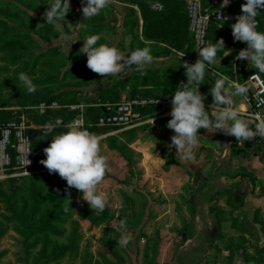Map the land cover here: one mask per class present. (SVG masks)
Masks as SVG:
<instances>
[{
	"label": "rangeland",
	"instance_id": "obj_1",
	"mask_svg": "<svg viewBox=\"0 0 264 264\" xmlns=\"http://www.w3.org/2000/svg\"><path fill=\"white\" fill-rule=\"evenodd\" d=\"M52 2L53 0H0V10L6 9L11 15V18L0 15V112L6 111L15 117L25 112L31 113L33 111L25 108L33 105L24 104V100L59 94L66 90L77 93L76 98L82 102L78 105L83 106L84 112L85 104L93 99L100 89L90 75L75 78L77 73L88 72L100 79V82L104 80V77L87 68V57L82 53L83 40L88 35L101 34L99 43H107L106 38L109 33L115 39L119 34L122 21L120 14L111 7H107L106 15L102 12L103 20L93 18L80 21L83 14L79 8V0H69L70 11L65 16V20H55L52 24H47L42 17ZM136 8L137 19H140L139 9ZM121 10L125 14L123 7ZM133 19L134 17L128 20L133 21ZM44 28L53 35L55 33L49 41L45 39L48 33L44 31ZM128 30L127 32H130ZM133 32L137 31H131ZM64 36L70 38L65 39ZM14 41L19 43L17 47L4 48V44ZM241 46L246 48L244 42ZM196 57L194 50L191 64L196 61ZM21 72L31 78L36 86L34 92L29 93L19 80ZM170 111L171 109L158 110L150 115L162 117ZM27 119L33 126V130L40 128L33 125L28 117ZM170 119L171 117H167L159 120V123L166 122L161 128L155 127L156 123L150 122L142 125L145 129L130 144V148L136 153L135 159L138 162L137 171L139 172L134 177L133 190L135 191L133 192L124 190L117 184L116 179H123L126 168L107 142L108 138H118L121 133L131 129L114 128L96 134L100 138L102 154L108 158L109 173L112 176L104 180L98 188L107 193L109 212L116 217V220L91 229L88 223L79 220L80 240L76 250L73 253H67L57 262L49 264H104L97 255L98 252L105 253L114 264H173L179 243L182 242L183 235L188 230L187 215H190L192 209L185 202L191 196V187L197 182L198 173L194 170L197 154H194L192 160H184L174 147H169L171 137L174 135V132L166 126ZM198 135L204 136L199 130ZM199 146L198 141L194 152L195 150L198 152ZM170 149L174 157L168 154ZM47 171V169H33L31 174L25 176L15 175L18 172H4L0 173V182L10 178L43 174ZM71 190H74V195L69 202L76 205L71 218L78 220L82 211L80 202L85 201L77 189ZM121 192L126 193L133 200L132 212L126 210V203ZM218 202L219 199L213 204L220 208ZM235 211H224L225 213L218 217L221 223L217 237L214 236L210 250L197 264H264V223L258 220V214L248 213L244 208ZM4 214L5 210L0 202V228L5 232L0 240V252H4L0 257V264H43L39 254L43 243L41 237L38 238L37 246L32 253L20 258L18 255L20 248L16 243L19 237L15 232V225L4 221L2 218ZM125 219L127 220L126 232L119 229L118 222ZM68 226L69 221L66 224L67 228ZM240 226L241 230H239ZM106 228H113L118 233L119 239L122 235H131L132 239L126 247L120 246L117 242L103 243V239L113 240L114 238L111 234H105ZM244 229L249 230L253 235L248 236L244 233ZM241 236L248 241L245 244V252L247 256H252L250 263L245 261V255L241 249H234ZM65 238L66 235L52 237L51 241L65 246L67 244ZM34 240L35 238H31L29 242ZM52 247L51 243L48 250ZM228 249L233 250L230 252ZM110 250L116 254L112 255Z\"/></svg>",
	"mask_w": 264,
	"mask_h": 264
},
{
	"label": "trees",
	"instance_id": "obj_2",
	"mask_svg": "<svg viewBox=\"0 0 264 264\" xmlns=\"http://www.w3.org/2000/svg\"><path fill=\"white\" fill-rule=\"evenodd\" d=\"M31 1V0H30ZM125 8L124 14V27H127L128 31L136 30L137 33L140 31V35L133 36L131 41L130 52L134 50L135 43H138L140 48L149 47L154 48L156 56L165 55L168 51L167 48L173 49L175 52L184 53L189 60L190 64L194 58L195 48L192 37L188 32V21L185 12V6L182 0H113ZM152 2H157L162 5V11L156 12L150 9L148 5ZM204 8L209 6L210 0H201ZM219 2L216 6L211 8L216 11L219 7ZM246 3V0H231L228 12L234 14H241V5ZM86 4V0H79V8ZM29 6V5H28ZM133 6L138 7L140 12V19H137L136 11L132 8ZM0 15L11 18L8 10H0ZM134 17L133 21L128 20ZM97 18L103 20L102 11L99 15H96L90 19ZM81 17L79 20H90ZM140 21L142 22L141 29L139 27ZM257 21V31L264 32V9L258 12L256 17ZM235 23H219L215 20V17H211L209 28L207 31V38L210 42L215 43L219 39H223L225 42V48L231 50L230 56H223V49L217 53V62L210 65V69L227 75L232 78V66L231 62L236 55L238 50L242 48V42L234 41L231 33V25ZM98 29V28H96ZM46 31L47 37L46 41H49L54 35ZM99 31V30H98ZM141 37L142 41H140ZM247 47L246 43H244ZM19 43L16 41L10 42L9 44H4L5 49H10L17 47ZM160 45H164L161 47ZM167 47V48H165ZM257 73L264 81V73H260L253 66L248 71H245L241 75V79L247 73ZM81 75H90L94 78V83L100 86L93 99L88 101L85 105L86 108L83 112V119L85 123H95L97 119L105 114L104 106H109L111 109L118 104L121 99L123 92L126 91L128 87V97H146V96H172L174 91L177 89L181 82H187L185 75V70L182 67H176L173 70H163V69H145L143 73L133 70L131 75L125 80H115L111 85L102 86L100 79L94 77L88 72L77 73L75 78ZM163 76V77H162ZM163 78V81H162ZM168 79V83L165 81ZM214 75L206 69L205 78L202 84L199 86V91L206 96L204 102L209 101L208 86L209 82H212ZM168 85V86H166ZM74 86V85H73ZM72 86V87H73ZM151 86V89L146 87ZM71 87V86H70ZM75 87V86H74ZM75 91L60 92L59 94L42 96L40 98H34L29 100H24V104L28 103L31 105H37L41 102H52L56 101L61 106L67 105H78L82 103L76 98ZM158 111L155 108L148 109L146 113L154 114ZM27 117L32 121L33 125L40 128L28 130L27 133L30 137L31 148L35 154L36 163L33 169L42 170L46 169L40 160L45 159L43 149L48 146L51 142L52 135L67 131L64 125L71 122L75 116L78 114L77 111H69L67 109L61 108L58 110L48 111L45 115H39L36 112L27 113ZM0 116L6 120H13L17 117L13 116L8 112H0ZM57 119H62L63 125L57 126L54 132L49 135L44 134V125L47 123L55 124ZM114 128H97L93 127L90 132L97 134L102 131L111 130ZM143 131V127L133 128L131 130L121 133L120 139L116 137H111L107 139L109 146L116 153L118 160L123 162L126 168V174L123 179H116L118 185L124 190L135 191L134 177L139 173L137 171V160L135 159V151L130 148L138 134ZM264 137L257 136L251 140L246 141L242 146L233 145L231 147V158L243 157L250 158L254 156H264ZM262 153V154H261ZM194 154H198L195 150ZM236 176L246 177L251 184H254V176L248 172L245 168L240 167L238 174L228 173V178H234ZM112 176L108 172L104 180L110 179ZM66 184V181L59 177L58 174H50L48 171L46 173L34 174L32 176L20 177V178H10L3 182H0V202L3 204L5 214L2 215L3 220L6 223H13L15 225V232L17 233L19 239H16V243L19 250V257L28 256L32 253L33 249L37 246V240L41 237L43 243L41 249L39 250L40 259L43 264L55 263L57 260L64 257L67 253H73L76 250V245L80 240L79 233V220L89 224V228L97 227L103 223H109L116 220V217L109 212V204L102 212H96L92 210L86 202L81 201V213L78 220H73L72 211L76 208L73 203L68 204L74 195V190H71ZM260 193L264 195V188H260ZM126 203V210L129 212L133 211V200L124 192H121ZM228 195L232 197V192L230 190L218 191L214 194L215 196ZM228 205L237 209L238 204L236 202L228 201ZM69 207V211L65 212L64 208ZM72 208V209H71ZM209 212L213 215L216 222V233L217 237L218 231L220 229L219 216L224 212V210L217 207L216 204H212L209 208ZM192 215V210L190 211ZM69 221L68 228L66 224ZM118 222H120L118 220ZM242 227L240 226L239 230ZM4 230L0 228V240L4 235ZM190 231L187 230V236H189ZM244 233L248 236H252V232L244 229ZM105 234H111L114 236L113 240L103 239V243H114L119 240L118 233L113 228H106ZM264 234V233H263ZM66 235L67 244L64 246L55 244L51 241L52 237H60ZM31 238H35L33 242H29ZM52 243L53 247L48 250L49 245ZM248 241L246 238L241 236L236 242L234 249H241L245 255V261L252 262V256H247L245 250V244ZM232 252L233 249H228ZM110 253L114 255L115 252L110 250ZM4 252H0V257ZM116 254V253H115ZM97 255L102 259L104 264H114L112 263L103 252H98ZM99 264V263H94Z\"/></svg>",
	"mask_w": 264,
	"mask_h": 264
},
{
	"label": "clouds",
	"instance_id": "obj_3",
	"mask_svg": "<svg viewBox=\"0 0 264 264\" xmlns=\"http://www.w3.org/2000/svg\"><path fill=\"white\" fill-rule=\"evenodd\" d=\"M111 2L112 0H86L81 9L84 19L99 15ZM229 2L230 0H222L221 6L224 8ZM262 9L264 0H246V3L241 5V14L231 25L234 41L247 45L238 52L235 59L247 60L260 73H264V32L257 31L256 17ZM69 11V0H53L42 18L47 24H52L55 20H65ZM100 40L101 34L88 35L83 40L82 53L86 54L87 68L102 77L123 78L130 70L143 73L146 66H151L154 62L151 49L147 46L137 48L126 55L114 45L99 43ZM224 45L222 38L215 43L201 41L196 51L199 58L192 64L185 61L180 65L185 69L187 82H181L172 94L171 119L166 126L174 132L169 147H174L184 160L194 159V149L198 146L200 136L199 129L207 131L211 129L213 132L220 131L233 136L241 146L246 141L253 140L257 134L264 137V116L256 114L253 130L249 121L242 118L243 104L237 105L234 100L237 96L246 97L248 91L246 85L233 84L227 75L216 73L218 79L210 90L211 110L205 109L206 96L199 91V86L205 78L206 67L217 62L216 57L220 50H224L223 56L232 54ZM18 78L29 93L36 90V86L26 73H19ZM59 124L60 121L45 124L44 134H52ZM64 127L67 131L52 135L51 142L43 149L46 158L40 160V163L50 174H58L65 180L69 188L77 189L92 210L102 212L107 205L108 195L99 190L98 186L104 182L110 167L108 158L102 154L100 138L83 128L79 121ZM31 149L28 147L27 155ZM26 160L27 165L30 164L27 158ZM64 211H69V207H65ZM119 229L126 232V219L120 220ZM131 239V235H122L117 243L126 247Z\"/></svg>",
	"mask_w": 264,
	"mask_h": 264
},
{
	"label": "crops",
	"instance_id": "obj_4",
	"mask_svg": "<svg viewBox=\"0 0 264 264\" xmlns=\"http://www.w3.org/2000/svg\"><path fill=\"white\" fill-rule=\"evenodd\" d=\"M108 7L114 9L115 12H118L121 16L120 29L118 36L113 39L111 37V33L107 36V43L110 45H114L121 52L130 54V46L131 41L134 35H140L139 33H131L127 32L128 28L124 27V14L122 13L121 8H125L123 5L115 2L110 4ZM134 10L137 8L135 6L132 7ZM102 12L106 15L105 9ZM142 22L140 21L139 27L141 29ZM124 29L126 31H124ZM124 31V32H121ZM140 41H142L139 36ZM163 47L164 45H160ZM140 48L138 43H135L134 50ZM167 48V47H165ZM151 49V55L154 58V62L151 66H146L145 69H163L173 70L176 67H182L185 61L189 63L188 57L182 52H175L171 48H167V53L165 55L156 56L154 52V48ZM241 49H244L241 48ZM240 50L237 51L236 55ZM184 54V56H182ZM234 56L231 66L233 67L235 63ZM182 56V57H181ZM242 64L243 73L248 71L251 68V64L247 60H239ZM190 64V63H189ZM134 67V66H133ZM183 68V67H182ZM184 69V68H183ZM185 70V69H184ZM133 70H130L128 75L123 78L119 77H104V80L101 84L104 86L111 85L115 80H125L128 78ZM163 77V76H162ZM218 79L214 77L212 82H209L208 86V94L209 101L204 102L205 109L211 110L210 105L212 103V97L210 95V90L214 85L215 80ZM233 83L243 84L244 78L241 79V75L236 77L233 75L230 78ZM163 81V78H162ZM168 83V79L165 80ZM168 86V85H166ZM151 89V86L146 87ZM128 87L125 92H123L122 96H127ZM121 96V97H122ZM128 97V96H127ZM234 100L237 105L243 104L242 108V118L249 121L250 126L254 128L255 121L251 120L249 117L245 115L246 106L244 102H242V97H234ZM264 116V111H263ZM171 117L170 113L166 116H162L159 118H154V120L150 123H156L155 127H162L166 122L159 120L163 118ZM166 121V120H165ZM149 122L144 123L146 125ZM139 127H142L139 126ZM145 128H143L144 130ZM201 134L204 136H199L198 141L200 142V146L198 149V154L194 164V170L198 173L197 182L191 187V196H189L185 202V204L192 209V215H187L189 218V226L188 231H190L189 236H187V232L184 233V238L182 242L179 243L174 262L173 264H197L204 257V254L210 250L211 242L216 233V222L213 215L209 212V207L219 199L218 206L224 210H244L253 215L258 214V220L264 223V195L260 193V188H264V156H254L250 158L243 157H234L231 158V147L233 145L241 146L237 143L235 137L225 135L220 131L213 132L214 130H205L199 129ZM257 136H260L257 134ZM264 152V148L262 149ZM172 150H168V154L171 155ZM262 154V153H261ZM157 155V154H156ZM174 157V155H171ZM169 157V156H168ZM240 167L245 168L248 172H250L254 178V184H251L248 178L236 176L234 178H228L227 174H238ZM230 190L232 192V197L228 195L224 196H214V194L218 191ZM228 201L236 202L237 209L230 207L228 205ZM235 211V212H236ZM179 220L182 221L181 217ZM256 225L255 223L253 224Z\"/></svg>",
	"mask_w": 264,
	"mask_h": 264
},
{
	"label": "built area",
	"instance_id": "obj_5",
	"mask_svg": "<svg viewBox=\"0 0 264 264\" xmlns=\"http://www.w3.org/2000/svg\"><path fill=\"white\" fill-rule=\"evenodd\" d=\"M185 6L186 19L188 21V32L190 33L195 51L200 47L201 41L210 42L207 38V31L209 28L211 17L219 23H232L238 14L228 12L230 2L224 8L221 6L222 0L219 2V9L214 11L211 8L218 4V0H210L209 6L204 8L201 0H182ZM115 3L112 0L111 4ZM150 9L156 12L162 11V5L157 2L149 4ZM196 60L199 58L196 52ZM206 69L211 72L214 77L218 78L216 71ZM242 64L239 60H235L232 67V73L238 77L242 75ZM230 78V77H229ZM243 85H246L248 91L246 97H242V102L246 106L245 115L251 120L255 121L257 113L263 116L264 111V81L255 72L247 73L244 77ZM235 84V83H233ZM172 96H136L127 97L122 96L118 104L112 109L109 106H104L105 114L97 119L95 123H85L83 119V106L81 105H67L61 106L58 102H41L37 105L25 108L36 112L39 115H45L48 111L58 110L61 108L69 111H77L78 114L69 122L73 123L79 121L83 128L90 131L91 128H124L133 129L143 125L146 122H152L154 118L149 113L148 109L155 108L157 110L171 109ZM157 101V102H156ZM6 110V109H5ZM3 110V111H5ZM16 119L6 120L0 116V173L4 172H18L17 176H25L32 173L35 166V154L31 152L27 155L28 147H31L30 137L27 133L33 126L29 124L27 116L20 114ZM59 126L63 125L62 119ZM55 122V123H56ZM68 123V124H69ZM27 155V157H26ZM30 164L27 165V160ZM28 174H27V173Z\"/></svg>",
	"mask_w": 264,
	"mask_h": 264
}]
</instances>
